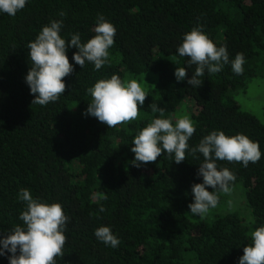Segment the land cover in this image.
Wrapping results in <instances>:
<instances>
[{
    "label": "trees",
    "instance_id": "1",
    "mask_svg": "<svg viewBox=\"0 0 264 264\" xmlns=\"http://www.w3.org/2000/svg\"><path fill=\"white\" fill-rule=\"evenodd\" d=\"M98 15L116 28L108 61L98 71L92 63L74 65L57 101L32 104L24 81L32 63L27 44L51 20H62L66 42L77 32L86 42L95 35ZM197 26L217 46H226L230 60L243 53L242 74L227 64L219 73L205 71L199 87L187 84L195 65L188 68V58L176 48ZM75 51L66 53L70 64ZM176 67L186 68L185 80L177 82ZM113 74L123 82L156 79L137 118L109 128L85 110L91 101L87 89ZM262 74L264 0H28L15 16L0 14V232L23 224V188L59 203L68 217L57 264H238L250 232L264 224V123L241 111L236 96ZM186 98L194 114L183 107ZM151 103L165 109V118L188 116L194 122L190 148L213 130L242 133L259 144L260 160L247 167L217 161L236 179L230 192L217 193V206L203 217L190 215L187 207L191 186L202 182L196 174L201 154L186 150L176 164L165 152L140 168L132 164L133 137L159 116ZM238 184L250 210L247 221L239 210H218ZM102 225L119 238L118 247L95 238ZM0 264H8L7 258L0 257Z\"/></svg>",
    "mask_w": 264,
    "mask_h": 264
},
{
    "label": "clouds",
    "instance_id": "2",
    "mask_svg": "<svg viewBox=\"0 0 264 264\" xmlns=\"http://www.w3.org/2000/svg\"><path fill=\"white\" fill-rule=\"evenodd\" d=\"M28 0H0V14L15 16L22 10ZM64 15L63 12L60 13ZM62 20H51L43 26L33 41L27 44L31 66L24 77L30 94L34 96L32 104L45 106L55 102L64 93V77L71 74L74 65L83 68L92 63L98 71L109 58V49L114 44L115 26L103 15H98L94 27L95 35L86 42L81 41L80 34L70 35L65 40L60 35ZM75 48L70 64L67 51ZM180 57H187V66L195 65L187 84L199 87L200 77L219 73L225 65L230 64L234 74H242L245 58L237 53L229 59L226 46H217L202 30L193 27L184 33L176 48ZM174 76L177 82L186 79L185 67H176ZM91 101L85 115L95 117L109 128L123 122L135 120L138 116V105L143 106L146 92L135 79L123 82L113 74L108 79H100L87 89ZM153 118L132 140L131 152L134 153L133 166L140 168L149 162H155L162 153L173 157L176 164L185 160L186 150L195 155L199 153L203 161L199 164L197 176L201 183L191 186L192 202L188 204V213L203 217L218 204V192H230V184L236 177L227 167L217 166V161L240 162L244 167L260 160L262 153L258 142L247 135L237 133L226 135L222 130H213L204 135L195 147H189L188 141L196 131L194 122L183 116L173 120L165 118V109L155 103L149 105ZM212 190L209 191L208 189ZM98 196L100 194H97ZM18 199L24 202V209L19 214L22 225H16L6 234L0 232V257H6L8 264H57L56 257L62 256L66 236L68 217L59 203H48L34 198L28 189H20ZM101 211L103 208L101 207ZM95 238L104 245L116 248L120 240L109 226H99L94 230ZM238 264H264V224L250 232V240L243 248V255Z\"/></svg>",
    "mask_w": 264,
    "mask_h": 264
},
{
    "label": "rangeland",
    "instance_id": "3",
    "mask_svg": "<svg viewBox=\"0 0 264 264\" xmlns=\"http://www.w3.org/2000/svg\"><path fill=\"white\" fill-rule=\"evenodd\" d=\"M142 77L135 80L141 84L144 91L150 90L153 87L156 78L153 76H149L146 78H142ZM236 101L241 111L253 115L260 122L264 123V74L259 76L257 79L251 81L244 91H240L236 96ZM185 105H187V107L189 108V112L186 110L189 114L195 113L194 110L195 108L191 100L186 98L184 100L183 107H185ZM176 118H174V120ZM240 187L241 185L238 184L231 191L230 195H226L224 197L225 200L223 199L224 201L222 202V204L218 206V210L220 211L224 210L219 207L229 208V211L239 210L241 211V213H244L242 215L244 218H246L247 221L248 219L251 218L250 210L247 209L245 206L244 192ZM227 204H229V206H227Z\"/></svg>",
    "mask_w": 264,
    "mask_h": 264
}]
</instances>
